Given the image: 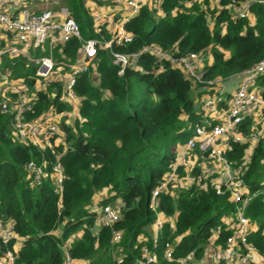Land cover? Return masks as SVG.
I'll return each mask as SVG.
<instances>
[{
    "label": "trees",
    "instance_id": "1",
    "mask_svg": "<svg viewBox=\"0 0 264 264\" xmlns=\"http://www.w3.org/2000/svg\"><path fill=\"white\" fill-rule=\"evenodd\" d=\"M65 0L71 17L86 38H109L105 25L94 31L87 2ZM232 0H160L158 7L144 3L126 23L133 35L129 43L112 50L132 53L156 44L175 56L196 53L204 57L202 79H229L264 58V3H252L249 15L236 18L227 7ZM235 3L244 0H233ZM97 2L96 5H99ZM6 42L0 39V48ZM78 39L55 49L56 60L74 61ZM11 78H22L31 87L36 66L24 57L2 58ZM188 77L177 65L145 53L135 66L117 75L109 49L100 47L88 71L80 75L74 91L79 99L78 117L62 115L60 139L51 138L44 148L20 141L12 130V114L0 113V217L11 219L15 237L0 238V254L14 253V264H64L66 248L76 264H141L143 247L156 251L155 264H177L190 256L193 264H211L213 242L223 243L231 232L227 219L234 202L217 193L213 176H191L180 169L184 182L169 184L158 196L157 210L164 219L153 247L155 211L150 206L152 188L163 178L194 128L204 124L198 101L203 84ZM264 85V75L259 77ZM62 81L37 93L36 117L48 109L70 112L61 99ZM227 96V95H226ZM215 121V120H214ZM213 121V122H214ZM244 121L241 129H248ZM226 156L254 188L264 180V141L248 150L232 141ZM43 163L40 183L26 164ZM60 160L62 188L55 183L52 164ZM117 205L120 218L113 226L97 225L102 205ZM251 223L250 241L264 253V196L246 208ZM122 232L112 241V229ZM20 238L21 240L17 239ZM169 242L173 259L164 257Z\"/></svg>",
    "mask_w": 264,
    "mask_h": 264
},
{
    "label": "built area",
    "instance_id": "2",
    "mask_svg": "<svg viewBox=\"0 0 264 264\" xmlns=\"http://www.w3.org/2000/svg\"><path fill=\"white\" fill-rule=\"evenodd\" d=\"M65 0H0V39L6 44L0 48V113L12 114L13 134L22 142L44 148L51 138L60 139L61 130L58 119L62 115L78 117L79 99L74 91L80 75L86 73L100 47L109 49L111 62L117 66V75H122L129 66H135L139 57L145 53L154 55L157 60H167L179 66L184 73L202 83L205 92L198 101V108L203 112L204 124L197 125L193 133L179 146L169 164L168 173L152 188L150 206L155 211L153 222V247L156 246L164 219L157 210L158 196L169 184L184 182L180 169L187 170L191 176L197 166L200 174L213 176L217 193H226L234 202V210L227 219L231 232L223 243L213 242L209 249L211 264H264V253H261L250 239L251 223L246 215L247 205L256 197L264 196V180L252 185L243 176V169L234 166L226 156L225 149L232 141L245 143L251 150L260 140L264 141V85H259V77L264 75V58L252 67L238 73L240 79H233L232 86H225L230 79H208L203 77L204 57L196 53L175 56L161 49L156 44L143 45L132 53L113 51V45H123L133 39L125 29V23L139 12L142 4L147 3L155 8L160 0H91L87 2L94 31L99 33L100 26L105 25L110 37L86 38L81 35L80 25L71 17ZM217 5L221 0H212ZM100 2L99 5H96ZM252 3L263 4L264 0H244L239 3L230 1L225 7L236 18L249 15ZM78 39L74 61L66 57L56 60L54 53L58 45L72 39ZM34 49V55L29 50ZM16 60L24 57L36 66L34 81L30 87L22 78H11L8 67L2 69V58ZM236 76V75H235ZM57 80L62 81L61 99L71 105L70 112L58 113L48 109L36 117L27 118L26 114L34 113L37 93ZM238 80V81H237ZM235 83V85H234ZM227 95V96H226ZM215 120V121H214ZM214 121V122H213ZM248 121V129H241ZM26 166L32 170L34 181L38 184L44 174L43 163L34 160ZM55 183L62 188L63 169L60 160L52 164ZM120 218L117 205L106 203L96 215V224L113 226ZM122 232L113 228L111 240L119 241ZM11 219L0 217V238L7 242L14 238ZM18 240H21L17 237ZM64 264H76L70 252L63 249ZM141 264H155L156 251L143 247ZM164 257L172 260V249L165 243ZM177 264H193L190 256L175 258ZM0 264H14V253L5 249L0 254Z\"/></svg>",
    "mask_w": 264,
    "mask_h": 264
},
{
    "label": "crops",
    "instance_id": "3",
    "mask_svg": "<svg viewBox=\"0 0 264 264\" xmlns=\"http://www.w3.org/2000/svg\"><path fill=\"white\" fill-rule=\"evenodd\" d=\"M236 78H238L237 75L229 78L230 80L225 83V86H232L233 85V82L236 80ZM233 79H235V80H233Z\"/></svg>",
    "mask_w": 264,
    "mask_h": 264
},
{
    "label": "rangeland",
    "instance_id": "4",
    "mask_svg": "<svg viewBox=\"0 0 264 264\" xmlns=\"http://www.w3.org/2000/svg\"><path fill=\"white\" fill-rule=\"evenodd\" d=\"M35 53H36V50H34V49H30V50H29V54H32V55H34ZM236 79H238V80H239V79H240V77H238V78H236ZM238 80H237V81H238ZM234 85H235V83H234Z\"/></svg>",
    "mask_w": 264,
    "mask_h": 264
}]
</instances>
